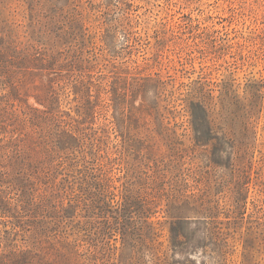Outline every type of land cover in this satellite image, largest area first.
<instances>
[{"label": "rangeland", "instance_id": "rangeland-1", "mask_svg": "<svg viewBox=\"0 0 264 264\" xmlns=\"http://www.w3.org/2000/svg\"><path fill=\"white\" fill-rule=\"evenodd\" d=\"M264 264V0H0V256Z\"/></svg>", "mask_w": 264, "mask_h": 264}, {"label": "trees", "instance_id": "trees-1", "mask_svg": "<svg viewBox=\"0 0 264 264\" xmlns=\"http://www.w3.org/2000/svg\"><path fill=\"white\" fill-rule=\"evenodd\" d=\"M22 257H23L22 253L16 254L11 258L0 256V264H21L24 263Z\"/></svg>", "mask_w": 264, "mask_h": 264}]
</instances>
